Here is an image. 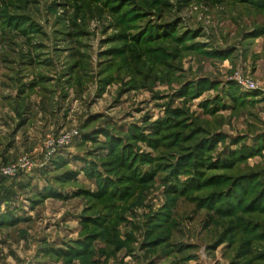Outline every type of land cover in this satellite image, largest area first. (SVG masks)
Returning a JSON list of instances; mask_svg holds the SVG:
<instances>
[{"label":"rangeland","instance_id":"374dc122","mask_svg":"<svg viewBox=\"0 0 264 264\" xmlns=\"http://www.w3.org/2000/svg\"><path fill=\"white\" fill-rule=\"evenodd\" d=\"M25 159L0 264H264V0H0Z\"/></svg>","mask_w":264,"mask_h":264},{"label":"built area","instance_id":"2783aa9c","mask_svg":"<svg viewBox=\"0 0 264 264\" xmlns=\"http://www.w3.org/2000/svg\"><path fill=\"white\" fill-rule=\"evenodd\" d=\"M27 167H30V162L26 159L21 161V163L17 166L4 167L0 169V180L4 177H10L14 175L19 170V168H27Z\"/></svg>","mask_w":264,"mask_h":264},{"label":"trees","instance_id":"16d2710c","mask_svg":"<svg viewBox=\"0 0 264 264\" xmlns=\"http://www.w3.org/2000/svg\"><path fill=\"white\" fill-rule=\"evenodd\" d=\"M172 114L177 115V114H179V112L174 111V112H172ZM110 147H111V150L113 151V153L115 154V153H116V151H115V150H116V149H115L116 147L114 146V144H112ZM121 157H122L123 162H124V159H125V158L123 157V154L121 155ZM126 159H127V158H126Z\"/></svg>","mask_w":264,"mask_h":264}]
</instances>
